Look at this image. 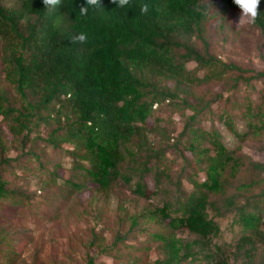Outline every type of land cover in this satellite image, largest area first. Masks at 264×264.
<instances>
[{"label":"trees","instance_id":"obj_1","mask_svg":"<svg viewBox=\"0 0 264 264\" xmlns=\"http://www.w3.org/2000/svg\"><path fill=\"white\" fill-rule=\"evenodd\" d=\"M5 1L0 0V123L22 146L39 140L31 134L41 125L53 127L46 139L40 138L43 147L22 159H5L6 137L0 129V203L11 198L6 171L29 170L52 187L59 180V163L53 159L66 155L78 181L59 184L65 201L93 190L88 185L99 195L109 194L118 182L144 199L164 195L161 207L119 217L122 225L148 236L160 259L149 262L144 247L118 240L105 251L124 257V264H183L199 257L207 264H230L214 243L222 236L223 221L239 233L235 251L264 255V163L241 151V145L263 140L264 98L257 104L232 100L228 112L223 92L207 89L213 84L229 90L240 83L264 84V71L217 61L202 35L209 23L218 31L229 25L240 12L232 0H129L125 7L100 0L85 15L80 8L86 0H60L51 10L43 0H11L15 6ZM144 4L146 13L141 12ZM258 12L249 26L264 34V0ZM79 34L86 40L73 42ZM190 63L194 67L189 70ZM164 103L182 117L192 112L174 147L180 146L181 179L190 190L173 200L164 188L173 183L165 150L142 157L147 134L168 136L157 118L147 131L154 109ZM215 104L236 139L233 148L218 131L197 127V115L211 112ZM240 114L248 127L244 132L232 125ZM181 179L174 182L176 192ZM181 230L195 237L193 245L177 237ZM7 259L9 264L18 261L13 251Z\"/></svg>","mask_w":264,"mask_h":264},{"label":"rangeland","instance_id":"obj_2","mask_svg":"<svg viewBox=\"0 0 264 264\" xmlns=\"http://www.w3.org/2000/svg\"><path fill=\"white\" fill-rule=\"evenodd\" d=\"M7 6H15L11 0H6ZM238 12L232 16L229 25L222 31L213 28L209 23L206 32L202 34L209 43V52L217 61L236 65L244 70L255 72L264 71V34L260 30L250 27ZM202 49V44H195ZM194 67L193 63L188 69ZM2 77V75H1ZM1 79V78H0ZM216 93L223 92L224 99L228 100L226 106L230 111L232 100L243 103L246 100L253 104L260 103L264 98V84L252 82L250 86L240 83L237 89L229 90L220 84L207 87ZM211 112L197 115V127L204 131L216 130L221 133L223 141L229 148L236 145V139L229 132L220 119L218 105L212 107ZM192 115L186 111L182 117L178 113H172L167 103L154 109L153 117L148 120L147 131H152L154 119H159L160 129L167 131V137L160 134H147L145 148L142 157L144 159L160 149L164 154L173 174V183H165L169 199L179 198L190 190V186L181 179L183 177L184 162L180 153V146L174 149L178 143V136L183 129L186 117ZM237 115L232 125L238 132L247 131L248 127L242 117ZM1 120V118H0ZM53 126L41 125L32 133L31 137L38 136L34 143L16 144L0 123V129L6 137L5 159H22L25 155L34 152L38 147H43L41 139H46ZM178 146V145H177ZM64 149H72L64 145ZM180 149V150H179ZM243 154L253 161L264 163V137L262 141H250L241 145ZM185 155L190 158L188 153ZM49 157V156H47ZM54 163H59L57 175L59 180L52 187L42 183L40 174L22 173L20 170L11 169L4 173V179L8 182L6 190L11 198L6 203H0V264H9L7 257L14 253L18 259L16 264H87L91 259L93 264H124L126 259L112 251H105L118 240L122 244L135 247H144V257L148 254V261L160 259L159 253L154 248L152 241L146 234H141L137 229H130L122 225L126 211L139 212L145 207H161L164 202L162 194L150 199L138 197L133 193L131 186L118 182L111 193L99 195L93 186V190L82 191L77 196L68 197V201L62 199L65 192L59 189L62 181L73 177L72 159L63 155L62 158H54ZM52 169V166L48 167ZM48 169V170H49ZM187 173V170H186ZM203 179V175H198ZM181 179L180 192H176L174 182ZM181 193V195H180ZM124 207L120 214L116 213L119 207ZM232 216V215H231ZM228 221L221 223L222 236L214 243L221 246L225 257L230 264H264V255L256 252L251 256L243 255V252L234 250L238 231L231 232L227 227ZM126 227V228H125ZM264 228V226H262ZM177 237L187 244L193 245L195 237L187 231L181 230ZM4 258V259H2ZM183 264H207L203 258H186Z\"/></svg>","mask_w":264,"mask_h":264},{"label":"clouds","instance_id":"obj_3","mask_svg":"<svg viewBox=\"0 0 264 264\" xmlns=\"http://www.w3.org/2000/svg\"><path fill=\"white\" fill-rule=\"evenodd\" d=\"M117 7H125L129 4V0H110ZM60 3V0H43V5L50 10L55 8ZM232 3L238 7L241 16L247 18V23L252 25L255 24L258 19L259 12L258 8L260 5V0H232ZM100 5V0H86V6L80 8L81 15H85L88 10V6H98ZM148 11V5L144 4L141 7V12L146 13ZM86 36L84 34H79L73 38V42H84Z\"/></svg>","mask_w":264,"mask_h":264}]
</instances>
